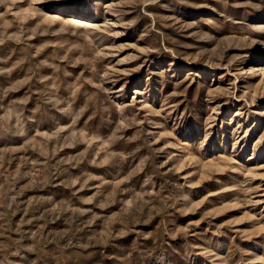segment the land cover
I'll use <instances>...</instances> for the list:
<instances>
[{"label":"rangeland","instance_id":"374dc122","mask_svg":"<svg viewBox=\"0 0 264 264\" xmlns=\"http://www.w3.org/2000/svg\"><path fill=\"white\" fill-rule=\"evenodd\" d=\"M0 264H264V0H0Z\"/></svg>","mask_w":264,"mask_h":264}]
</instances>
